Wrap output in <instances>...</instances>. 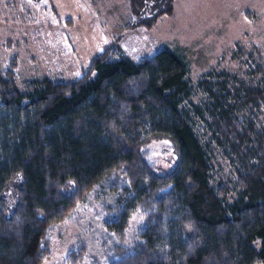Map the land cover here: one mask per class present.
<instances>
[{
    "label": "trees",
    "instance_id": "16d2710c",
    "mask_svg": "<svg viewBox=\"0 0 264 264\" xmlns=\"http://www.w3.org/2000/svg\"><path fill=\"white\" fill-rule=\"evenodd\" d=\"M127 1L145 2L151 15L126 29H150L174 10V0ZM16 65L13 57L0 73V264H41L48 227L109 175L117 179L110 188L125 183L126 199L102 208L117 240L103 264H264V127L251 120L264 107V85L227 87L210 71L193 82L175 49L132 60L116 43L68 81L43 77L21 88ZM244 108L253 117L236 114ZM197 120L233 166L232 187L211 183L209 142L194 131ZM156 143H165L168 168ZM133 211L143 226L127 244ZM86 252L83 244L70 250L66 264Z\"/></svg>",
    "mask_w": 264,
    "mask_h": 264
},
{
    "label": "rangeland",
    "instance_id": "374dc122",
    "mask_svg": "<svg viewBox=\"0 0 264 264\" xmlns=\"http://www.w3.org/2000/svg\"><path fill=\"white\" fill-rule=\"evenodd\" d=\"M144 3L131 8L127 0H0V73L15 57L21 88L30 79L72 80L93 56L116 43L132 60L162 48L175 49L183 55L193 82L210 71L227 87L233 82L264 85V71L253 72L251 67L264 64V0H174L173 13L160 17L150 29H126L137 16L151 15ZM200 96L197 92L192 100L198 102ZM236 114L253 117L248 108ZM254 114L252 123L264 127V107L254 108ZM193 129L202 143L209 142L211 183L220 178L232 187L234 168L210 142L204 121L197 120ZM153 148L161 166L168 168L160 157L165 143ZM115 181V175L105 177L67 216L48 227L50 247L41 264H66L68 252L82 244L87 252L79 264H103L111 257L106 252L117 240L104 227L102 208L126 199L125 183L109 187ZM142 226L143 218L133 211L125 230L127 244Z\"/></svg>",
    "mask_w": 264,
    "mask_h": 264
}]
</instances>
